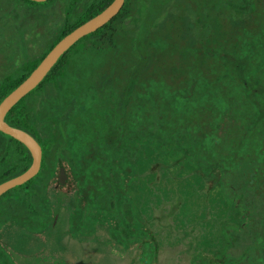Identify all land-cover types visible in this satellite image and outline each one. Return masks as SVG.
<instances>
[{
    "label": "flooded vegetation",
    "instance_id": "1",
    "mask_svg": "<svg viewBox=\"0 0 264 264\" xmlns=\"http://www.w3.org/2000/svg\"><path fill=\"white\" fill-rule=\"evenodd\" d=\"M110 1L0 0V101L64 33ZM134 1L122 0L109 19L69 44L2 114L9 126L32 136L40 159L32 176L0 193V264H29V259L30 264H59L65 256L50 244L54 230L60 227L67 242L65 232L74 236L90 225L95 231L96 219L112 220L110 236L119 244L143 235L145 230L139 232L141 226L133 224V205L129 218L134 231L120 232L119 240L112 234L125 209L119 196L112 205L113 186L117 194L124 187V64L126 53L139 57V44H152L157 28L170 21L160 23L155 15L168 0H148L151 17L140 20L136 35L129 37L133 24L127 27L122 21L128 20L125 12ZM31 159L22 141L0 129V182L23 171ZM49 184L52 199L44 190Z\"/></svg>",
    "mask_w": 264,
    "mask_h": 264
},
{
    "label": "trees",
    "instance_id": "2",
    "mask_svg": "<svg viewBox=\"0 0 264 264\" xmlns=\"http://www.w3.org/2000/svg\"><path fill=\"white\" fill-rule=\"evenodd\" d=\"M183 1L194 19L175 0L178 11L166 15L170 26L158 27L152 44L140 43V56L125 67L124 187L121 194L112 188V205L119 196L125 209L112 234L119 240L120 232L134 231L126 177L140 167L142 152L172 153L196 170L208 200L217 190L219 204L236 205L241 222L222 228L225 243L210 263L254 264L256 247L264 264V228L254 238L243 222L245 207L264 204V0ZM155 162L146 173H155Z\"/></svg>",
    "mask_w": 264,
    "mask_h": 264
},
{
    "label": "rangeland",
    "instance_id": "3",
    "mask_svg": "<svg viewBox=\"0 0 264 264\" xmlns=\"http://www.w3.org/2000/svg\"><path fill=\"white\" fill-rule=\"evenodd\" d=\"M174 1L168 0L157 13L155 12L160 23L166 20L169 12L175 14L178 11ZM148 10V0H135L133 8L125 12L128 20L122 21L123 24L127 27L133 24L134 28L129 32V37L136 35L135 27L140 20L151 17ZM185 11L191 19L196 16L194 8H187ZM126 56L125 67H130L138 57L137 53L134 56L126 53ZM176 157L172 153L152 157L147 151L142 152L140 167H137L135 177L130 178L126 184L136 212L133 224L145 228L143 235L137 233L125 244H119L110 236L112 220L96 219L93 221L96 223L95 231L90 225L85 226V229L76 230L74 236L70 235L72 237L65 232L66 242L62 230L58 227L49 241L60 256H65L58 258L59 264H63V261L64 264H211L210 259L215 258L214 254L225 243L222 228L234 227L241 222L235 211L236 205L219 204L217 190L210 191L209 195L212 197L208 200L207 193L200 189V185L204 184L202 179L193 177V170H196H191L192 166L185 161H175L173 158ZM154 162L158 163L154 169L155 173H146L149 168L152 169L153 166L150 165ZM189 172H192V176ZM50 184L44 190H47L49 198L52 199L54 194ZM226 190L231 193L229 187H226ZM76 199L78 200V197ZM242 208L240 206L238 210L241 211ZM87 209L88 213H92V209ZM244 209L249 211L243 221L245 227L250 229L254 238L260 237L264 228V204H250L248 209ZM229 250L233 251L230 253L234 255L235 250L239 251L234 247ZM229 250L226 254L230 256ZM195 255H198L196 261ZM251 255L252 263L263 264L256 247H252ZM235 256L241 257L240 254ZM37 262L41 264L40 260ZM237 263L241 261L238 260Z\"/></svg>",
    "mask_w": 264,
    "mask_h": 264
},
{
    "label": "water",
    "instance_id": "4",
    "mask_svg": "<svg viewBox=\"0 0 264 264\" xmlns=\"http://www.w3.org/2000/svg\"><path fill=\"white\" fill-rule=\"evenodd\" d=\"M122 0H111L103 9L64 33L44 54L35 67L0 101V129L22 141L30 150L32 159L30 164L20 173L0 182V193L7 188L25 181L32 176L39 165L40 149L36 141L28 133L9 126L2 119L4 111L22 94L35 85L47 71L54 60L81 35L95 29L109 19L119 8Z\"/></svg>",
    "mask_w": 264,
    "mask_h": 264
}]
</instances>
